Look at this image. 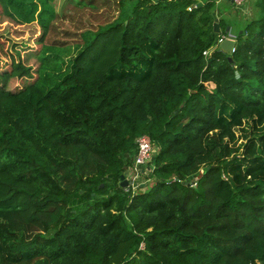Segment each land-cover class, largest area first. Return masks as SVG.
<instances>
[{"label": "trees", "instance_id": "trees-1", "mask_svg": "<svg viewBox=\"0 0 264 264\" xmlns=\"http://www.w3.org/2000/svg\"><path fill=\"white\" fill-rule=\"evenodd\" d=\"M102 2L65 63L66 3L0 0L42 30L34 71L0 67V264H264V0L230 54L216 0ZM142 135L152 182L124 188Z\"/></svg>", "mask_w": 264, "mask_h": 264}, {"label": "rangeland", "instance_id": "rangeland-1", "mask_svg": "<svg viewBox=\"0 0 264 264\" xmlns=\"http://www.w3.org/2000/svg\"><path fill=\"white\" fill-rule=\"evenodd\" d=\"M65 1L54 0L56 12L60 13L62 6L66 3ZM66 4L63 13L59 14L54 22V27L42 41L44 44H50L52 40L65 42L67 45L76 43L75 41L81 40L80 35L84 31H95L99 26L111 22L116 16L115 5L102 2V0L95 1L92 7L78 8L75 4ZM231 16L230 18L224 16L220 18L221 27L224 29L226 25L231 26L233 32L236 33L241 29L244 21L235 19L233 14ZM41 36L42 30L36 24L19 26L10 21L8 22L5 18H0V67L10 68L11 63L14 61L20 63L24 69L30 68L34 71L37 62L32 59L26 60V55L37 50L36 40H39ZM76 50L74 44H71L69 47L58 50V52H60L63 61L67 63L75 56ZM65 66L66 64L62 68L66 69ZM19 80V77L14 78L10 86H17ZM236 135L239 136L240 131H236ZM241 142L242 138L240 137L237 144ZM143 177L140 179L139 184L152 182V179H144ZM125 180L129 182L127 175Z\"/></svg>", "mask_w": 264, "mask_h": 264}, {"label": "built area", "instance_id": "built-area-1", "mask_svg": "<svg viewBox=\"0 0 264 264\" xmlns=\"http://www.w3.org/2000/svg\"><path fill=\"white\" fill-rule=\"evenodd\" d=\"M235 9L240 12H245V6L247 3V0H232ZM195 5H192L187 10L191 11L193 8H195ZM224 40H232L236 43V36L229 30L225 32L224 34L220 35L218 38V45L222 43ZM234 52V47L231 49V53ZM204 55H206V52H204ZM136 153L133 157V164L132 167L129 168L125 176L127 175V178H129L130 187L135 190L140 184L139 181L143 177V175L150 171L149 163L152 160V156L155 152L150 139L146 135H142L137 138L136 140ZM198 177L193 181L191 184V187L195 188L197 185Z\"/></svg>", "mask_w": 264, "mask_h": 264}, {"label": "crops", "instance_id": "crops-1", "mask_svg": "<svg viewBox=\"0 0 264 264\" xmlns=\"http://www.w3.org/2000/svg\"><path fill=\"white\" fill-rule=\"evenodd\" d=\"M255 2L256 0H247V3H246V6H245V12L244 13H240L238 12L235 7H234V4L232 2V0H216V4H217V8L216 10L213 12V15L218 19H220L221 17H232L231 15L233 14L234 15V18L237 19V20H241V21H244L243 22V25L245 23V21L249 20V18L251 17L252 15V12L254 10V6H255ZM220 5V6H219ZM219 6V7H218ZM242 25V27H243ZM229 30L230 32L232 33H235L233 32L232 30V27L231 26H228L226 25L225 27V31L226 30Z\"/></svg>", "mask_w": 264, "mask_h": 264}, {"label": "water", "instance_id": "water-1", "mask_svg": "<svg viewBox=\"0 0 264 264\" xmlns=\"http://www.w3.org/2000/svg\"><path fill=\"white\" fill-rule=\"evenodd\" d=\"M200 6H202V3L201 2H199L197 5H196V7H200ZM213 30H214V32L216 33V34H219V29H218V23L217 22H214V24H213ZM228 31V29L226 30V32ZM242 32L240 31V34H241ZM235 46V42L234 41H232V40H224L222 43H220L219 44V49H221L224 53H226V54H230L231 53V49L233 48ZM229 61L231 62L232 61V59L231 58H229ZM120 179H121V181H122V183H121V186L122 187H124V188H126V187H128L129 185H130V182H128V181H126L125 180V177H124V175H122L121 177H120Z\"/></svg>", "mask_w": 264, "mask_h": 264}]
</instances>
